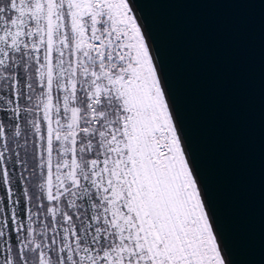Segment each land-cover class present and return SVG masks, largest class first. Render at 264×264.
Segmentation results:
<instances>
[{"label":"snow or ice","instance_id":"obj_1","mask_svg":"<svg viewBox=\"0 0 264 264\" xmlns=\"http://www.w3.org/2000/svg\"><path fill=\"white\" fill-rule=\"evenodd\" d=\"M0 264H226L129 0H0Z\"/></svg>","mask_w":264,"mask_h":264},{"label":"water","instance_id":"obj_2","mask_svg":"<svg viewBox=\"0 0 264 264\" xmlns=\"http://www.w3.org/2000/svg\"><path fill=\"white\" fill-rule=\"evenodd\" d=\"M226 264H264V0H129Z\"/></svg>","mask_w":264,"mask_h":264},{"label":"trees","instance_id":"obj_3","mask_svg":"<svg viewBox=\"0 0 264 264\" xmlns=\"http://www.w3.org/2000/svg\"><path fill=\"white\" fill-rule=\"evenodd\" d=\"M3 193V190L2 189H0V194H2Z\"/></svg>","mask_w":264,"mask_h":264}]
</instances>
